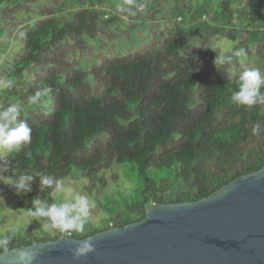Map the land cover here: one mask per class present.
<instances>
[{
    "label": "trees",
    "instance_id": "16d2710c",
    "mask_svg": "<svg viewBox=\"0 0 264 264\" xmlns=\"http://www.w3.org/2000/svg\"><path fill=\"white\" fill-rule=\"evenodd\" d=\"M213 49L245 55L218 69ZM253 57L264 61V0H0V108L21 105L32 129L19 152L0 154L11 161L0 199L15 175L47 174L104 213L83 232L7 231L9 249L124 227L152 205L199 201L264 167V105L232 104L226 80ZM119 165L131 187L114 174L112 196L108 171ZM50 191L35 177L21 196L53 202Z\"/></svg>",
    "mask_w": 264,
    "mask_h": 264
},
{
    "label": "water",
    "instance_id": "95a60500",
    "mask_svg": "<svg viewBox=\"0 0 264 264\" xmlns=\"http://www.w3.org/2000/svg\"><path fill=\"white\" fill-rule=\"evenodd\" d=\"M90 237L96 250L75 260L70 249ZM21 249L38 253L35 264H264V167L199 201L152 205L124 227L13 248L0 264H16Z\"/></svg>",
    "mask_w": 264,
    "mask_h": 264
},
{
    "label": "clouds",
    "instance_id": "9594fccd",
    "mask_svg": "<svg viewBox=\"0 0 264 264\" xmlns=\"http://www.w3.org/2000/svg\"><path fill=\"white\" fill-rule=\"evenodd\" d=\"M130 2V0H129ZM121 11L135 15L130 8H121ZM123 19L127 20V16ZM220 47L223 49L224 45ZM216 51L215 49H213ZM217 52V51H216ZM243 49L235 51L232 55H225L223 51L217 52L214 64L219 66L230 64L233 56L243 57ZM241 65L244 60H240ZM226 80L230 84H235V89L230 90V101L236 106L252 107L254 105H264V73L259 68L244 67L242 71H230ZM11 86V81H8ZM44 95L42 90H37L28 97V103L37 104ZM22 112L21 105L17 103L9 104L0 108V154L8 157L12 153L19 152L22 146L31 141V127L20 119ZM262 131L260 123L253 124L251 127L252 135H259ZM11 161L0 158V171L9 173ZM35 177H39L40 190L50 189V197L53 202L42 200L36 197L32 200V207L28 214L35 220L40 221L46 232L58 231L69 234L71 232H83L88 224L97 223L92 214L95 208V202L87 194L75 191L71 187H66L62 179H57L53 175L35 173H23L15 175V178L8 182L13 186L18 195L26 194L32 191V182ZM59 200V202H56ZM15 231V229H13ZM12 237H0V261L7 259V253L10 251L9 243ZM96 250L92 238L81 240L75 247L71 248V254L75 260L87 257L89 253ZM38 259V253L31 249H21L16 252V264H35Z\"/></svg>",
    "mask_w": 264,
    "mask_h": 264
},
{
    "label": "rangeland",
    "instance_id": "374dc122",
    "mask_svg": "<svg viewBox=\"0 0 264 264\" xmlns=\"http://www.w3.org/2000/svg\"><path fill=\"white\" fill-rule=\"evenodd\" d=\"M222 44L224 45L223 50H227L231 47V43L229 41H223ZM244 67L259 68L261 72L264 73V61L256 59L255 57H253L250 60L248 65L247 63L242 65L241 71L243 70ZM114 174L118 176L120 182L121 181L124 182L125 187L128 188L131 187V184L126 180L128 179L130 181L131 172L130 171L127 172V169L122 165L115 166L112 171L110 170L108 171V177H109L108 190L110 191L112 196H115L114 188L117 185V183H115L112 179ZM8 182L10 181H7L8 191L0 199V219L3 216L7 217L6 222L0 225V237H3L7 231L18 233L22 229H24L25 226L35 227L37 230L41 231L43 227L40 221L33 219L28 214L30 208L28 205L32 207V201H28L24 199L21 195H18L14 187L9 185ZM64 182L66 187H71L75 191L81 192L83 194H87L86 192H83L79 187H77V185L69 184V181H64ZM89 197L96 203L94 198H92L91 196ZM106 199H108V197L104 196V201H106ZM92 214L96 218L97 224H100L104 213L101 209L96 207V204H95V208L92 210ZM13 229H15V231H13Z\"/></svg>",
    "mask_w": 264,
    "mask_h": 264
}]
</instances>
